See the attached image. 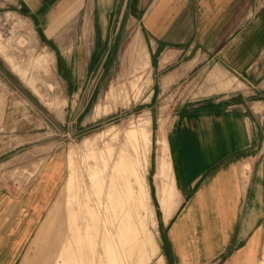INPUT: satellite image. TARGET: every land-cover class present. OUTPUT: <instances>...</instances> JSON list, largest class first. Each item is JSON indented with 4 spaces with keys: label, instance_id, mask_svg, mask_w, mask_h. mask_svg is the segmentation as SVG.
<instances>
[{
    "label": "rangeland",
    "instance_id": "374dc122",
    "mask_svg": "<svg viewBox=\"0 0 264 264\" xmlns=\"http://www.w3.org/2000/svg\"><path fill=\"white\" fill-rule=\"evenodd\" d=\"M129 12L133 21L123 20L114 41L98 43L95 50L88 40L89 20L63 28L67 47L84 48L80 54L72 52L74 59L81 57L78 78L70 67L65 69L55 42H40L13 0H0V165L13 160L0 169V180L4 176L5 188L18 193L26 178L47 163L59 174L49 207L15 264H161L157 256L174 207L164 218L154 174L160 163L166 165L165 119L184 98L204 93L195 82L209 85L205 93L217 92V97L236 100L246 113H253L264 146V93L245 90L242 83L236 90H219L221 83L207 80L205 74L191 85L154 88L149 48L145 51L138 32L132 31L137 27L135 8ZM108 32L112 35L113 30ZM60 48L67 52L62 41ZM42 148L49 149L37 153ZM45 155L38 169H27ZM257 156L263 161L264 182V151ZM132 158L137 171L128 169ZM7 170L16 171L11 177ZM131 193L138 204L126 200ZM256 207V226L263 235L264 200ZM258 253L257 264H264V235Z\"/></svg>",
    "mask_w": 264,
    "mask_h": 264
},
{
    "label": "crops",
    "instance_id": "0c3cea01",
    "mask_svg": "<svg viewBox=\"0 0 264 264\" xmlns=\"http://www.w3.org/2000/svg\"><path fill=\"white\" fill-rule=\"evenodd\" d=\"M13 4L40 42H55L65 69L70 67L78 78L81 57L77 56L80 61L74 59L72 52L80 54L84 48L67 47L63 28L75 27L79 19L82 25L89 20L92 33L88 40L94 50L99 49L98 43L114 41L123 20L131 18L128 13L133 7L137 27L132 31L138 32L144 50L149 48L146 53L154 88L161 91L191 85L205 74L207 80L221 83L219 90H236L245 84V90L264 93V0H13ZM61 41L66 53L60 48ZM54 61L56 68L55 56ZM195 83L204 92L202 96L184 98L165 119L166 165L160 163L154 183L164 218L171 206L174 210L165 222L158 262L257 264L264 235L256 226V203L264 200L263 161H258L257 154L263 153L264 146H260L255 115L246 113L236 100L227 102L217 92L205 93L208 84ZM46 159V155L38 158L27 169H38ZM12 161L2 163L0 169ZM128 169L137 171L133 158ZM15 171L6 173L12 177ZM57 171L45 164L33 178L32 174L26 178V186L18 193L5 188L8 183L2 176L0 264H15L37 230L59 182ZM155 176L163 178L156 180ZM140 184L146 194L144 182L140 180ZM127 198L139 203L135 193ZM128 223L132 225L130 219Z\"/></svg>",
    "mask_w": 264,
    "mask_h": 264
}]
</instances>
